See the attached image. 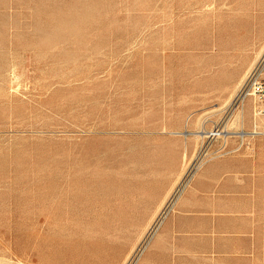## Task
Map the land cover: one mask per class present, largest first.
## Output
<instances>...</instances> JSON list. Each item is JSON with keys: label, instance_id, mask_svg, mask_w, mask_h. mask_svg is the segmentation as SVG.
Returning <instances> with one entry per match:
<instances>
[{"label": "rangeland", "instance_id": "obj_1", "mask_svg": "<svg viewBox=\"0 0 264 264\" xmlns=\"http://www.w3.org/2000/svg\"><path fill=\"white\" fill-rule=\"evenodd\" d=\"M263 51L264 0H0V264H202L158 229L231 152L259 164L260 253L223 264H264V134L228 105Z\"/></svg>", "mask_w": 264, "mask_h": 264}, {"label": "crops", "instance_id": "obj_2", "mask_svg": "<svg viewBox=\"0 0 264 264\" xmlns=\"http://www.w3.org/2000/svg\"><path fill=\"white\" fill-rule=\"evenodd\" d=\"M254 158L231 152L199 165L158 229L167 253L202 264L260 253L261 182Z\"/></svg>", "mask_w": 264, "mask_h": 264}, {"label": "built area", "instance_id": "obj_3", "mask_svg": "<svg viewBox=\"0 0 264 264\" xmlns=\"http://www.w3.org/2000/svg\"><path fill=\"white\" fill-rule=\"evenodd\" d=\"M249 97L253 98L255 102V120L253 121L252 129L241 127L238 130L240 131L239 134L235 132V135L240 136L241 145L245 144V138L249 135L264 134V124L260 123L264 119V51L239 84L228 105L231 108L241 107Z\"/></svg>", "mask_w": 264, "mask_h": 264}, {"label": "bare ground", "instance_id": "obj_4", "mask_svg": "<svg viewBox=\"0 0 264 264\" xmlns=\"http://www.w3.org/2000/svg\"><path fill=\"white\" fill-rule=\"evenodd\" d=\"M251 68V67H250ZM249 70V69H248ZM242 80V79H241ZM241 80L239 81V82H241ZM239 84V83H238ZM237 85V84H236ZM243 114V113H242ZM241 116V113H238L237 112V117H235L234 119H236V118H239ZM238 132V134H239V132L240 131H237ZM237 132H236V134H237ZM235 133V132H234ZM234 133H233V135H234ZM221 134H224V135H226V136H232L231 134H232V132H228V131H213V130H207V129H205V128H203L202 130H199V131H197V133H196V135L198 136V137H205V136H210V135H221ZM225 136V137H226ZM187 161V160H186ZM128 260H129V258H128ZM127 260V261H128Z\"/></svg>", "mask_w": 264, "mask_h": 264}]
</instances>
